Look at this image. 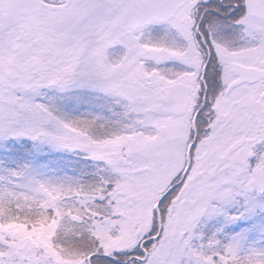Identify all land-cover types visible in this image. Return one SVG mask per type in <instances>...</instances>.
<instances>
[{"label":"snow or ice","instance_id":"snow-or-ice-1","mask_svg":"<svg viewBox=\"0 0 264 264\" xmlns=\"http://www.w3.org/2000/svg\"><path fill=\"white\" fill-rule=\"evenodd\" d=\"M0 264H264V0H0Z\"/></svg>","mask_w":264,"mask_h":264}]
</instances>
